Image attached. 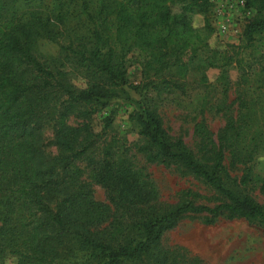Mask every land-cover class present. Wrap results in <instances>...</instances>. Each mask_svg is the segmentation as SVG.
Here are the masks:
<instances>
[{
	"label": "trees",
	"instance_id": "1",
	"mask_svg": "<svg viewBox=\"0 0 264 264\" xmlns=\"http://www.w3.org/2000/svg\"><path fill=\"white\" fill-rule=\"evenodd\" d=\"M244 1L257 17L229 51L210 47V0H0V264H203L163 244L183 219L264 227V205L253 196L264 192L256 171L264 157V0ZM172 39L179 50H207L194 70L199 79L189 81L188 65L168 57ZM135 51L149 54L145 89L200 97L194 148L145 101L130 117L137 141L105 138L111 117L95 132L93 116L125 94V62ZM209 70L219 71L213 83ZM210 114L225 119L216 133ZM44 119L65 155L62 178L40 146ZM136 156L192 177L209 194L188 189L174 204L161 202ZM86 170L106 203L93 199ZM47 188L61 197L55 210Z\"/></svg>",
	"mask_w": 264,
	"mask_h": 264
},
{
	"label": "rangeland",
	"instance_id": "2",
	"mask_svg": "<svg viewBox=\"0 0 264 264\" xmlns=\"http://www.w3.org/2000/svg\"><path fill=\"white\" fill-rule=\"evenodd\" d=\"M212 11L210 13L211 24L214 27V36L210 41L212 49H229L237 46L243 39V33L247 23L253 21L257 14L254 10L249 9L247 13L240 12L237 7V13L228 12L220 17L219 3L210 0ZM236 0H233L235 2ZM236 3V2H235ZM226 4V0H222ZM174 14H179V9H174ZM229 19V23H226ZM224 23L228 27L226 33L219 31L220 24ZM195 25H203V18L196 17ZM181 42L172 39L168 45L167 53L170 51V59L176 61L179 59L188 65V80L193 82L201 77L196 73V65L200 59L208 54L207 50L193 49L179 50ZM52 49V47H51ZM169 57V53L167 54ZM149 54H140L138 51L131 52L126 58L125 76L127 84L125 85V94L119 98L111 100L108 105L100 112L95 114L92 119V126L97 133H102L108 117L112 118V125L107 130L108 139L116 138L117 140H127L130 143L137 141L138 130L136 124L131 120V115L138 111L139 103L145 101L153 108L158 107L165 127L172 136H182L185 142L191 147H195L193 137V127L195 114L193 107L196 102H200L193 95L191 98H173L157 94L155 91L145 89V78ZM146 69V70H145ZM208 79L211 83L215 82L219 71L209 70ZM236 71L233 76L236 77ZM197 94V93H195ZM198 100V101H197ZM194 103V105H193ZM207 123L211 130L216 133L224 124L225 119L214 114L207 115ZM42 141L40 146L44 152L45 162L49 166L57 168L58 178L63 177V159L64 152L57 145L54 132V123L50 119H44L41 122ZM136 164V169H144L149 175L150 189L155 188L161 202L174 204L180 199L182 191L193 190L202 194H209L206 187L192 177H183L174 169H167L163 166L147 165L144 159L136 156L132 159ZM84 167V164H81ZM257 173L264 177V157L262 156L257 167ZM83 179L90 184L92 197L98 202H107L106 190L98 184L90 170H86ZM260 187V185H259ZM45 200L51 209H56L61 201V197L49 190H43ZM256 200L264 205V192L260 188L253 191ZM163 244L176 250L186 259H199L203 264H264V227L255 221L246 219L220 218L214 225H206L203 218L188 217L183 219L172 231L163 236ZM70 258L74 261L81 259V253L76 247ZM70 256V253L67 254ZM6 264H16L15 258L7 260Z\"/></svg>",
	"mask_w": 264,
	"mask_h": 264
},
{
	"label": "built area",
	"instance_id": "3",
	"mask_svg": "<svg viewBox=\"0 0 264 264\" xmlns=\"http://www.w3.org/2000/svg\"><path fill=\"white\" fill-rule=\"evenodd\" d=\"M216 3H219V16L222 17V15L226 14L228 17V12H230L231 14L229 15V17H231L233 14L235 15V13H237V7H239L240 12H245L247 13L249 11V8L246 7V3L244 0H236L235 2H233V0H226V4H222V0H214ZM228 17V18H229ZM226 23H229V19H227ZM220 29L219 31L221 33H226L228 31V27L224 24L221 23L220 25Z\"/></svg>",
	"mask_w": 264,
	"mask_h": 264
}]
</instances>
